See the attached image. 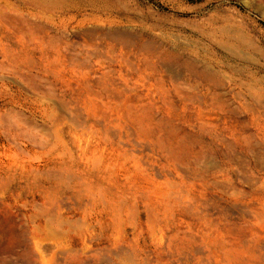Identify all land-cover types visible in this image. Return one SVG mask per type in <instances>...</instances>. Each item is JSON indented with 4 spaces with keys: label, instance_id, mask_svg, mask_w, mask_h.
I'll list each match as a JSON object with an SVG mask.
<instances>
[{
    "label": "rangeland",
    "instance_id": "obj_1",
    "mask_svg": "<svg viewBox=\"0 0 264 264\" xmlns=\"http://www.w3.org/2000/svg\"><path fill=\"white\" fill-rule=\"evenodd\" d=\"M32 19L0 31V264H264V0Z\"/></svg>",
    "mask_w": 264,
    "mask_h": 264
},
{
    "label": "bare ground",
    "instance_id": "obj_2",
    "mask_svg": "<svg viewBox=\"0 0 264 264\" xmlns=\"http://www.w3.org/2000/svg\"><path fill=\"white\" fill-rule=\"evenodd\" d=\"M50 4L51 0H0V31L4 33L6 30L12 29L15 22H25L27 29H30L32 18L40 10L48 9ZM249 95L252 100H255L252 93ZM258 192L263 200L258 209V217L264 219V175L260 177Z\"/></svg>",
    "mask_w": 264,
    "mask_h": 264
}]
</instances>
